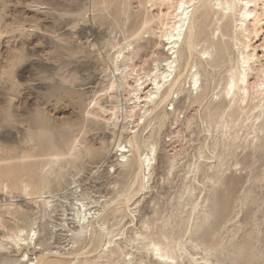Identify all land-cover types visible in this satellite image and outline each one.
Segmentation results:
<instances>
[{
    "label": "rangeland",
    "instance_id": "1",
    "mask_svg": "<svg viewBox=\"0 0 264 264\" xmlns=\"http://www.w3.org/2000/svg\"><path fill=\"white\" fill-rule=\"evenodd\" d=\"M171 1L0 0V264H164L153 241L173 252L176 249L177 264H264V99L254 94L256 81L264 77V0L251 7L257 10L259 22L256 26L254 20L248 22L245 34H250H240L239 11L234 16L224 14L226 18L212 14L189 66L176 57L180 65L176 70H185L182 85L150 115L145 129L139 120L143 136L157 146L148 188H141L137 155L129 143L132 138L127 131L122 135V126L130 127L140 116L139 109L133 117L123 116L138 100L131 92L136 85L133 78L140 72L155 73L159 63L176 56L167 52L164 36L179 0ZM228 22L232 28L228 34L241 35L243 42L241 37L230 39L232 49L222 66L208 67L204 59L199 64L206 48L215 56L208 39L217 40L220 27ZM137 44L139 51L126 67L131 77L123 87L118 83L120 71L114 72L121 65L120 52ZM250 52L255 57L246 98L231 100L222 93L227 76L241 55ZM185 72L198 73L196 84ZM110 80L116 82L112 89ZM118 102L122 115L115 127L111 112L103 113L100 106L112 108ZM119 141L120 149L134 152V163L122 161V151L116 148ZM52 147L68 156L63 155L64 162L55 165L58 168L47 169L46 154ZM17 168L21 173L14 179ZM30 168L45 179L58 173L55 181H61L53 186L33 185L25 174ZM39 194L51 200L48 207L36 199ZM85 206L87 211L102 209L107 228L102 231L101 223L88 226L75 240L77 212ZM209 210L214 216L206 219ZM23 227L33 228L32 240L44 237L45 245L17 240ZM109 238L111 246L103 248ZM125 251L135 257L133 262H124L130 256Z\"/></svg>",
    "mask_w": 264,
    "mask_h": 264
},
{
    "label": "bare ground",
    "instance_id": "2",
    "mask_svg": "<svg viewBox=\"0 0 264 264\" xmlns=\"http://www.w3.org/2000/svg\"><path fill=\"white\" fill-rule=\"evenodd\" d=\"M164 1V0H163ZM177 1V0H176ZM175 1V2H176ZM258 1L259 0H179L178 1V5H176V7L175 6H173L174 7V9L176 8V14L174 15V17L172 16V18H173V22H172V24H171V22L169 23V24H171V25H169V27H170V30H167V31H165V33H164V36H165V40H167V42L165 43L166 45H168V48L166 49L167 50V52H169V54L170 55H173V54H175L176 56L174 57V58H172V56L170 57V58H166L165 59V62L164 63H159L158 65H157V71L155 72V73H153V72H149V73H138V75L137 76H135L133 79H134V81H135V83H136V85H134V87L133 88H131V92L134 94V96H135V99L137 98L138 100L136 101V100H134V102H132L133 103V105H132V109H131V107H130V113H126L125 114V112H124V117L127 119L128 117H133L134 116V112L137 110V109H139V111H140V116H139V118L137 119V121H136V123H135V120H133V122H132V125L129 127V126H127V125H123L122 126V129H121V131H122V135H123V132H125V131H127L128 132V134H129V136L132 138V141L131 140H129V143H130V145L131 146H133L134 147V151L136 152V154H135V156L137 155V160H136V157H133V158H135V159H133L132 160V157L131 156H133V153H131V154H128L127 152H129L130 151V149H127V150H122V149H120V147L122 146V143L119 141L118 142V144L116 145L117 147V150H121L120 152H121V156L124 158L122 161L124 162V160L127 162V163H129V161L130 160H132L133 161V163H134V161L136 160V161H138V167H139V170H137L138 171V175H142V178H141V188H144V187H149L148 186V181H149V178H150V176H151V173H152V169H153V163H152V160L153 159H155V154L157 153V146L155 145V143H151L150 141H148L147 140V138L145 137V136H143V131H144V129H145V125H146V122H148V120L150 119L149 117H150V115H152V113L155 111V110H157L156 108L159 106V105H165L166 104V100H168V98L169 97H171L174 93H176V91H177V85H179V83L182 85V79H181V76H182V74H183V72L185 71H183V69H179V70H176V68H178V65L179 64H176L177 62H178V60L179 59H176V57H178L179 58V56H180V59H184V61H186V63L188 64L189 63V60H190V58H191V56H192V54H193V51H194V48H195V45H196V41H197V39H199L198 37H200L203 33L204 34H206L205 33V28H207L205 25L206 24H208L209 23V21L211 20L210 19V17H211V15L213 14H217V15H223L224 16V14H226V17H228V16H234V14L236 15L237 13V11H239L240 12V15H238V16H240L239 17V21H240V23L238 24V23H236V24H238V28H239V31H240V34L242 35V36H246V35H248V34H250V33H248V34H245V32L247 33V31L250 29H248V22H250V21H252L253 22V20H254V22H255V26H256V23H258L259 22V19H258V16H257V10L255 11V10H253V9H251V7L253 6V5H257L258 4ZM170 2H172L171 0H170ZM174 2V1H173ZM263 2V1H262ZM119 3H120V1H119ZM118 3V4H119ZM168 4V3H167ZM171 4V3H170ZM214 4H217V5H219V7L218 8H214ZM264 7V6H263ZM262 7V8H263ZM263 14L262 15H264V8H263ZM173 14V13H172ZM239 14V13H238ZM258 15L260 16L261 14H259L258 13ZM213 17V16H212ZM225 17V16H224ZM225 17V18H226ZM261 17V16H260ZM229 18H231V17H229ZM229 18H227L228 20H226V19H224V20H226V21H229L230 19ZM210 19V20H209ZM219 19V18H218ZM221 19V18H220ZM237 19V18H236ZM148 20V19H147ZM232 20V19H231ZM218 21V20H217ZM217 21H215V22H217ZM220 21V20H219ZM225 21V22H226ZM237 21V20H236ZM221 22V21H220ZM222 22H224V21H222ZM232 22V21H231ZM253 22V23H254ZM148 23V22H147ZM168 23V22H167ZM214 23V22H213ZM218 23V22H217ZM165 24V23H164ZM221 24V23H220ZM220 24H218L219 26H220ZM232 24V23H231ZM235 24V25H236ZM146 25V24H145ZM144 25V26H145ZM166 25H168V24H166ZM209 25V24H208ZM207 25V26H208ZM217 25V26H218ZM142 26H143V24H142ZM143 26V27H144ZM223 27H222V29H221V27H220V32H219V36H218V38H217V40H214V39H208V41H210V43H211V45L210 46H213L214 47V49H215V56H213L212 54H211V48H210V51H209V48L207 49H205L204 51H203V54H206V56L205 57H203V56H200V59H199V64H202V62L204 61V63L207 65H211V66H216L217 67V65H221L222 66V64L225 62H227L226 61V56H227V54L229 55V53H228V51H230L229 49H232V48H230V46H231V41H230V39H232L233 41L237 38H232V36H231V34H228L229 32H230V29H232V28H228L229 27V22L228 23H224L223 25H222ZM237 26V25H236ZM232 27H233V24H232ZM218 29H219V27H218ZM237 29V28H236ZM235 29V30H236ZM232 31V30H231ZM234 31V30H233ZM238 31V30H237ZM251 31V30H250ZM249 31V32H250ZM254 31H256V30H254ZM254 31H251L252 33L254 32ZM257 32V31H256ZM231 33V32H230ZM255 33V32H254ZM229 35V38H226V39H224V36L225 35ZM234 34V33H233ZM215 35V34H214ZM237 35V34H236ZM241 35L239 36V34H238V36H239V38L241 37ZM205 36V35H204ZM202 37V36H201ZM239 38H237V39H239ZM248 38V37H247ZM202 39V38H201ZM207 39V38H206ZM243 39H242V37H241V42H243L242 41ZM245 40V39H244ZM200 41V40H199ZM236 41V40H235ZM246 41V40H245ZM239 42V41H238ZM238 42H235V43H238ZM234 43V45H236ZM240 43V42H239ZM209 44V43H208ZM233 44V43H232ZM241 44V43H240ZM244 44V43H243ZM139 45L140 44H137V46H135L134 45V47H132V48H129L128 49V51H126L125 50V52H124V50L123 51H121L120 53H121V55H122V57H121V59L119 60L120 62H121V65H116V68H115V70L116 71H114V72H117V71H120V81L118 82V83H121V86H123L124 87V85L126 84V83H128V78L129 77H131V73H129V71L127 72L126 71V67H128L129 65H131L132 64V62L134 61V59H135V57H136V55H137V53H138V51H139ZM165 45V46H166ZM141 46V45H140ZM245 46H250V44L248 43V44H246ZM244 46V47H245ZM129 47V46H128ZM212 47V48H213ZM232 47V46H231ZM242 47H243V45H242ZM247 47V48H248ZM246 48V49H247ZM121 49V48H120ZM196 49V48H195ZM246 49H245V51H246ZM122 50V49H121ZM243 50H244V48H243ZM242 50V51H243ZM213 51V50H212ZM194 52H196V51H194ZM119 53V54H120ZM252 53H254V52H252ZM195 55V54H194ZM194 55H193V57H194ZM119 57V55L117 56V58ZM211 57V59H209ZM255 57V54H251V52L250 53H247V54H242L241 55V59L238 61V65H237V67L236 68H234V69H231V67L229 68V69H231V71L229 72L230 74H228V76L227 77H229L228 78V80H227V84L225 85V87H223L224 89H223V92L222 93H224L225 94V96H229L230 95V99L232 100V99H238V100H242V101H244L245 100V98H246V94H247V92H248V83L250 82L249 81V74L252 72L251 70H252V66H251V62H252V60H253V58ZM116 58V60H118ZM202 59H204L203 61H202ZM115 60V61H116ZM118 61V62H119ZM182 62V61H181ZM254 62V61H253ZM180 63V62H179ZM185 63V64H186ZM114 64H115V62H114ZM182 64H183V62H182ZM196 64V63H195ZM204 64V65H205ZM207 65V66H208ZM234 65V64H233ZM235 65H236V62H235ZM122 66V67H121ZM180 66V65H179ZM186 66V65H185ZM187 66H189V64L187 65ZM121 67V68H120ZM204 67V66H203ZM209 67V66H208ZM219 67V66H218ZM182 68V67H181ZM188 68H191V67H188ZM213 68V67H212ZM184 69H185V67H184ZM197 69H199V68H197ZM188 70V69H187ZM191 70V69H190ZM201 70V69H200ZM152 71V70H151ZM251 71V72H250ZM173 72H174V74H173ZM193 72V71H192ZM201 73H202V70L200 71ZM210 72H211V70H210ZM190 73V72H189ZM189 73H186L185 72V75L186 74H189ZM115 74V73H114ZM171 75H172V77H171ZM191 75V77L192 78H195V80H194V83L196 84V82L199 80L198 78H197V76H198V73L196 72V73H192V74H189V75H186V77L187 76H190ZM207 75V74H206ZM208 75H209V72H208ZM134 76V75H133ZM210 76V75H209ZM183 77V76H182ZM186 77H184V78H186ZM226 77V78H227ZM117 78V77H116ZM188 78V77H187ZM211 78V77H210ZM114 79V78H113ZM213 79V78H212ZM260 79V78H259ZM258 79V80H259ZM187 81V80H186ZM110 82L112 83L111 84V89L112 88H114V86H115V84L114 83H116L115 82V80H113V81H111L110 80ZM109 82V83H110ZM191 82V81H190ZM193 82V81H192ZM191 82V83H192ZM190 83V84H191ZM251 83V82H250ZM256 84V85H255ZM254 85H255V92H254V94H256V97H258V98H262V99H264V77H261V79H260V81H256V83H255ZM148 85H151V88H149V90L148 91H144L146 88H148ZM132 86V85H131ZM180 87V86H179ZM191 87V86H190ZM199 87H200V85H199ZM198 87V88H199ZM254 87V86H253ZM207 88V87H206ZM110 89V88H109ZM192 88H190V90H191ZM205 89V88H204ZM193 90V89H192ZM130 91V90H129ZM144 91V93L143 94H141V92H143ZM202 91V90H201ZM204 91V90H203ZM179 92V91H178ZM192 92V91H191ZM205 92V91H204ZM197 93H198V91H197ZM196 93V94H197ZM203 94V93H202ZM201 94V92H200V94L199 95H202ZM205 95H207V92H206V94ZM227 96V97H228ZM134 99V98H133ZM170 99V98H169ZM174 99V98H173ZM131 100V99H130ZM166 101V102H165ZM100 102V101H99ZM165 102V104H163ZM141 103H144L143 105H141ZM94 104H96V102L94 103ZM162 106V107H163ZM162 107H160V108H162ZM100 108H101V110H102V112L103 113H108V112H111V114H112V116H110L111 118H112V120H113V125L116 127V126H118V121L120 120V116L122 115L121 114V111H122V106H120V104H119V102L117 103V104H115V103H113V105H112V108H106V107H104V106H100ZM99 108V109H100ZM174 108H175V106H174ZM162 110V109H161ZM125 111V110H124ZM158 111V110H157ZM156 111V112H157ZM163 111V110H162ZM161 111V112H162ZM123 113V112H122ZM155 113V112H154ZM164 113H166V112H164ZM159 116V115H158ZM152 117V116H151ZM157 117V116H156ZM111 118H109V119H111ZM124 118V119H125ZM155 118V117H154ZM158 118V117H157ZM156 118V119H157ZM141 119V121L142 122H140L141 124H142V127L144 128H142L141 127V124H139V120ZM156 119H154V120H156ZM132 120V119H131ZM125 121V120H124ZM150 122V121H149ZM148 122V123H149ZM151 122H152V120H151ZM147 123V124H148ZM127 124V123H126ZM147 126V125H146ZM140 128H141V130H140ZM40 131V130H39ZM44 131V130H43ZM42 131V132H43ZM49 131V130H48ZM47 131V132H48ZM45 132V131H44ZM41 134H43V133H41ZM45 135V134H44ZM53 136V135H52ZM128 136V135H127ZM51 137V136H50ZM49 137V138H50ZM121 137V136H120ZM53 138V137H52ZM120 139V138H119ZM54 140H56V139H54ZM122 140V139H121ZM46 141H49V143H50V139L48 140V139H46ZM53 141V140H52ZM128 141V140H127ZM142 141H143V143H142ZM54 142V141H53ZM52 142V143H53ZM61 142V141H60ZM74 142H76V141H74ZM48 143V142H47ZM62 143V142H61ZM64 143V142H63ZM68 143V142H67ZM77 143L78 142H76V143H74V145L76 144L77 145ZM124 143V142H123ZM51 144V143H50ZM56 144H58L57 142H56ZM69 145H71L70 144V142L68 143ZM127 144V143H126ZM143 144V145H142ZM54 145V144H53ZM52 145V146H53ZM62 145V144H61ZM69 145L67 146V145H65V146H67L70 150H71V148L69 147ZM75 145V146H76ZM130 145H129V147H130ZM51 146V145H50ZM49 146V147H50ZM56 146V145H55ZM58 146V145H57ZM63 146V145H62ZM77 147V146H76ZM76 147H75V149H76ZM144 147L145 149H146V152L145 153H143V152H141V149ZM60 148V147H59ZM62 148H64V146L62 147ZM67 148V149H68ZM126 148V147H125ZM102 149V148H101ZM52 151L50 152V153H47L46 155L48 156V159L46 158V166L48 167L47 169H49V168H52V166L54 165V169H56V168H58V167H56L57 165L56 164H58V163H60V161H62V158L64 157L63 155H65L66 157L68 156L67 155V152L65 151L66 150V148H65V152H66V154H64V152L62 151V150H60V149H58V148H55V147H52V149H51ZM74 150V149H73ZM89 150V149H88ZM76 151V150H75ZM90 151L91 150H89V152L87 153L86 151H83V152H86L87 154H89L90 153ZM94 151V150H93ZM144 151V150H143ZM71 151H69V153H70ZM82 152V153H83ZM100 152V151H99ZM107 152H108V150H107ZM119 152V153H120ZM74 153V152H73ZM93 153V152H92ZM95 153V152H94ZM101 153V152H100ZM41 154V153H40ZM81 154V153H80ZM80 154H78V155H80ZM95 154H97V153H95ZM18 155H21V154H18ZM70 155H71V153H70ZM69 155V156H70ZM84 155V154H83ZM118 155H120V154H118ZM24 156H27V155H24ZM34 156V155H33ZM46 156V157H47ZM106 156H107V158H108V155L106 154ZM21 157V156H20ZM23 157V156H22ZM27 157H29V155L27 156ZM42 157H44V156H42ZM41 157V158H42ZM109 157H110V155H109ZM119 157V156H118ZM24 158V157H23ZM29 158H31V157H29ZM40 158V159H41ZM76 158V157H75ZM131 158V159H130ZM25 159H27L28 160V158H25ZM39 159V160H40ZM77 159V158H76ZM16 160V159H15ZM64 160H65V158H64ZM67 160V159H66ZM26 161V160H25ZM35 161H36V158H35ZM38 161V160H37ZM77 161V160H76ZM118 161H120V159L118 160ZM21 162V161H20ZM27 162V161H26ZM26 162H25V165H26ZM39 162V161H38ZM40 162H41V160H40ZM39 162V163H40ZM62 162H64V161H62ZM171 162V161H170ZM9 163H11V162H9ZM35 163V162H34ZM119 163V162H118ZM127 163H125L124 165H126ZM132 162H131V164H133ZM18 164H19V161H18ZM22 164V163H21ZM28 164V163H27ZM62 164V163H61ZM60 164V165H61ZM117 163H115V165H116ZM165 164V163H164ZM171 164V163H170ZM11 165V164H10ZM17 165V164H16ZM31 165V164H30ZM41 165H42V163H41ZM56 165V166H55ZM119 165V164H118ZM121 165V164H120ZM18 166V165H17ZM39 166V165H38ZM131 166V165H130ZM171 166H174L173 164H171ZM10 167V166H9ZM27 167V166H26ZM41 167V166H40ZM115 167V166H114ZM11 168V167H10ZM24 168V167H23ZM60 168H61V166H60ZM19 169H21V168H17V169H15L14 170V172H13V175H14V179H16V177H18V175H19V173H21V170H19ZM45 169V168H44ZM46 169V170H47ZM62 169V168H61ZM61 169L59 170H57V171H61ZM115 169V168H114ZM137 169V168H136ZM135 169V170H136ZM134 170V171H135ZM4 171V170H3ZM37 171H38V167H37ZM37 171H36V168H30L29 170H27V172L25 173L27 176H29V180L31 181V183L33 184V185H37V186H41V185H47V184H51L52 186L53 185H55V184H57L58 182H57V180L58 181H61L60 179H57L56 181H55V178H56V176H57V174H55V178L53 177V179H50V178H48V179H45V178H43V177H41L42 176V173L40 172V171H38V172H40L41 173V176H39L38 175V173H37ZM42 171H43V169H42ZM45 171V170H44ZM43 171V172H44ZM48 171V170H47ZM46 171V172H47ZM53 171H56V170H53ZM45 172V173H46ZM50 173H51V171H49ZM49 172H47L46 174H49ZM4 173H5V171H4ZM12 173V172H11ZM54 173V172H53ZM52 173V174H53ZM24 174V175H25ZM21 175V174H20ZM43 175H44V173H43ZM50 175V174H49ZM54 175V174H53ZM134 175V174H133ZM46 176V175H45ZM134 176H136V175H134ZM133 176V177H134ZM12 177V176H11ZM48 177V176H47ZM46 177V178H47ZM50 177V176H49ZM60 178V177H59ZM138 178H139V176H138ZM28 178H26V180H27ZM145 179H147V181H144ZM25 180V181H26ZM28 180V181H29ZM13 181V180H12ZM15 181V180H14ZM72 181V180H71ZM139 181V180H138ZM27 182V181H26ZM133 182V181H132ZM136 182V181H135ZM14 183V182H13ZM22 183V182H21ZM28 183V182H27ZM15 184V183H14ZM17 184V183H16ZM29 184H30V182H29ZM217 184V183H216ZM24 186V185H23ZM29 186H31V184L29 185ZM36 186V187H37ZM25 187H28V185L27 184H25ZM45 189L47 188V186L45 187V186H43ZM43 187H41V188H43ZM62 187V186H61ZM78 187V186H77ZM131 187V186H130ZM38 188V187H37ZM40 188V187H39ZM48 188H49V186H48ZM74 188V187H73ZM146 189V188H145ZM38 190H40L41 191V189H38ZM44 190V189H43ZM125 190V189H124ZM40 191H39V193H40ZM49 191V190H48ZM37 192V191H36ZM50 192V191H49ZM31 193V192H30ZM41 193H44V192H41ZM47 193V192H46ZM38 194V193H37ZM40 195V194H39ZM43 194H41L40 196H39V198L38 197H36V199L38 200H40L41 202H43V205L45 206V207H48V205H50V203H51V200L48 198V196H42ZM38 196V195H37ZM127 197V196H126ZM130 197H132V196H130ZM214 197V196H213ZM213 197H211L210 199L212 200V199H214ZM38 200V201H39ZM93 201V200H92ZM213 201V200H212ZM40 202V203H41ZM214 202H215V199H214ZM214 202H212V203H214ZM89 203V202H88ZM93 203V202H92ZM72 204V203H71ZM84 205H87V204H84ZM216 205V202L214 203V206ZM13 206V205H12ZM212 206V205H211ZM214 206H212V207H214ZM14 207V206H13ZM53 207V206H52ZM91 207V206H90ZM8 208H10V207H8ZM16 208V207H15ZM103 208V207H102ZM218 208V207H217ZM41 209V208H40ZM79 211L77 212V219H76V221H77V223H78V228L77 229H75L74 231H73V238L76 240V239H79V237H80V235H82V233H84L83 231L84 230H86L85 228L86 227H90V226H92V228L95 226V224L97 225V224H99V223H101V226H99V225H97V226H99V228L101 227V230L103 229L104 230V228H105V226H106V220H104L103 218V211H102V209H98V210H94V211H87V209H86V206H85V209L83 210V211H81V208L79 207ZM90 209V208H89ZM195 209V208H194ZM193 209V210H194ZM9 210V209H8ZM45 210H46V208H45ZM91 210V209H90ZM93 210V209H92ZM203 210V209H202ZM7 211V210H6ZM209 212H210V210L207 212L206 211V214L207 215H204L205 217H206V219H207V217H209V215H213L212 213H210L209 214ZM75 216V215H74ZM202 216V215H201ZM214 216V215H213ZM26 218V217H25ZM36 218V217H35ZM74 218V217H73ZM37 219V218H36ZM198 219V218H197ZM206 219H204V220H206ZM209 219V218H208ZM211 219V218H210ZM33 220H35L34 218H33ZM75 220V219H74ZM199 220V219H198ZM201 221V220H200ZM208 221V220H207ZM207 221H206V223H207ZM33 222V221H32ZM36 222V221H35ZM202 222L203 223H205V221H203L202 220ZM31 223V222H30ZM29 223V224H30ZM201 223V222H200ZM202 223V224H203ZM33 224V223H32ZM32 224H30V225H32ZM197 224H198V222H197ZM196 224V225H197ZM201 224V225H202ZM208 224V223H207ZM206 224V225H207ZM36 225V224H35ZM199 225V224H198ZM204 225V224H203ZM29 226V225H28ZM205 226V225H204ZM203 226V227H204ZM69 227V226H68ZM96 227V226H95ZM198 227V226H197ZM202 226H200V229H202L201 228ZM26 228V227H25ZM48 228V227H47ZM107 228V227H106ZM106 228H105V230H106ZM28 229V228H27ZM95 229V228H94ZM196 229H198V228H196ZM29 230V229H28ZM32 230H33V228H31L29 231H27L26 229L24 230V227H23V229L21 228V229H19V234L17 235V240H20V241H27V242H32L33 241V244L36 246L37 244L38 245H43L44 244V241L45 240H43L44 239V237H35V239L34 240H32L33 239V237L31 236V232H32ZM71 230V229H70ZM96 230V229H95ZM100 230V229H99ZM102 230V231H103ZM108 230V229H107ZM98 231V230H97ZM196 231H198V230H196ZM34 232H35V230H34ZM65 232V231H64ZM95 232V231H94ZM109 232V231H108ZM71 233V232H70ZM195 233V232H194ZM193 233V234H194ZM109 234V233H108ZM192 234V235H193ZM47 235V234H46ZM170 235V234H169ZM52 236V235H51ZM97 236V235H96ZM100 236V235H99ZM99 236H97V238L98 239H100L99 238ZM165 236H166V234H165ZM64 237V236H63ZM161 237V236H160ZM159 238V236L157 237V239ZM162 238H164V236L162 235ZM181 238V237H180ZM12 239H14V238H12ZM110 240H106L105 242H103V248L105 247V246H107L108 248L111 246V242H112V239L111 238H109ZM156 239V240H157ZM160 239V238H159ZM202 239V238H201ZM70 240V239H69ZM97 240V239H96ZM20 241H17V242H20ZM100 241V240H99ZM153 241V240H152ZM172 241V240H171ZM203 241V240H202ZM201 241V243H203ZM47 242H49V241H47ZM47 242H45V243H47ZM151 242V241H150ZM170 244H172V242H169ZM181 242H177V243H175L176 244V246H179L180 247V244ZM20 244H22V242H20ZM27 244V243H26ZM49 244V243H48ZM145 244V243H144ZM207 244V243H206ZM205 244V245H206ZM246 244V243H245ZM249 244H251V243H249ZM45 245V244H44ZM118 245H119V243H118ZM219 245V244H218ZM238 245V244H237ZM241 245V244H240ZM98 246H100V245H98ZM135 246V245H134ZM152 246L154 247V251H156V254H157V256L160 258L159 260H163L165 263L164 264H177V261H176V256H175V250L176 249H174V252L170 249H165V248H163V246H162V244L161 243H159V242H155V241H153V243H152ZM181 246H183L182 248L184 249V245L182 244ZM202 246V245H201ZM46 248V246H43V248ZM48 247V246H47ZM169 247V246H168ZM240 247H242V246H240ZM239 247V248H240ZM250 247H252V245H250ZM250 247H249V249H250ZM42 248V249H43ZM49 248V247H48ZM102 248V249H103ZM107 248V249H108ZM119 248V247H118ZM175 248V247H174ZM182 248H181V250H182ZM217 248V247H216ZM219 248V247H218ZM243 248V247H242ZM47 249V248H46ZM51 249V248H50ZM115 249V248H114ZM150 249V248H149ZM148 249V250H149ZM220 249V248H219ZM244 249H245V246H244ZM246 249H247V247H246ZM49 250V249H48ZM111 250H112V248H111ZM180 250V249H179ZM208 250V249H207ZM211 250V249H210ZM210 250H208V252L210 251ZM41 251V250H40ZM45 251V250H44ZM52 251V250H51ZM103 251V250H102ZM104 251H106V250H104ZM114 251V250H113ZM214 251H215V249H214ZM218 251V250H217ZM235 252L237 251V250H234ZM233 251V252H234ZM241 251V250H240ZM243 251V250H242ZM241 251V252H242ZM47 252V251H46ZM125 252H127V251H125ZM124 252V253H125ZM129 252V251H128ZM128 252H127V254H128ZM207 252V251H206ZM232 252V253H233ZM251 252V251H250ZM44 253V252H43ZM50 253V252H49ZM212 253V252H211ZM246 253V252H245ZM210 254V253H209ZM235 254H237V253H235ZM234 254V255H235ZM241 254V253H240ZM239 254V255H240ZM247 254H249V253H247ZM251 254V253H250ZM42 255V254H41ZM46 255V257H44ZM129 258L127 257V260L125 261V257H123V256H125V255H123L122 257H123V259H124V262H129V263H131V262H133L134 260V258L135 257H133V255H132V253H130L129 252ZM242 255H244V253L242 254ZM241 255V256H242ZM40 256V255H39ZM44 258L46 259L47 258V254H44ZM249 256H251V255H249ZM49 257V256H48ZM234 257V256H233ZM240 257V256H239ZM38 258H40V257H38ZM112 258V257H111ZM115 258V257H114ZM238 258V257H237ZM250 258V257H249ZM30 259V258H29ZM34 259V258H33ZM42 259V258H41ZM158 260V259H157ZM239 260H240V258H239ZM28 261V260H27ZM42 261V260H41ZM95 261V260H94ZM93 261V263H95ZM241 261V260H240ZM239 261V262H240ZM243 261V260H242ZM37 263H39V259H38V261H36ZM35 262V263H36ZM43 262V261H42ZM45 263V262H44ZM51 263V261L50 262H48L47 264H50ZM87 263V262H86ZM92 263V262H91ZM90 263V264H91ZM248 263V262H247ZM2 264V263H1ZM42 264V263H41ZM55 264V263H54ZM159 264V263H158ZM250 264V263H249Z\"/></svg>",
    "mask_w": 264,
    "mask_h": 264
}]
</instances>
